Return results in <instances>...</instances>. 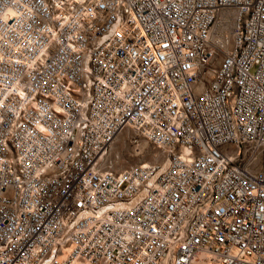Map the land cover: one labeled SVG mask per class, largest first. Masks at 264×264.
Segmentation results:
<instances>
[{
  "label": "built area",
  "instance_id": "2783aa9c",
  "mask_svg": "<svg viewBox=\"0 0 264 264\" xmlns=\"http://www.w3.org/2000/svg\"><path fill=\"white\" fill-rule=\"evenodd\" d=\"M0 264H264V0H0Z\"/></svg>",
  "mask_w": 264,
  "mask_h": 264
},
{
  "label": "rangeland",
  "instance_id": "374dc122",
  "mask_svg": "<svg viewBox=\"0 0 264 264\" xmlns=\"http://www.w3.org/2000/svg\"><path fill=\"white\" fill-rule=\"evenodd\" d=\"M112 149L118 154L120 168L146 163L154 154L149 144L131 129L122 131Z\"/></svg>",
  "mask_w": 264,
  "mask_h": 264
},
{
  "label": "bare ground",
  "instance_id": "6f19581e",
  "mask_svg": "<svg viewBox=\"0 0 264 264\" xmlns=\"http://www.w3.org/2000/svg\"><path fill=\"white\" fill-rule=\"evenodd\" d=\"M224 27H225V20L222 18V19L220 20L219 28H221V29L223 30ZM152 159H153V160H157V159H159V157H158V155H155V156H153Z\"/></svg>",
  "mask_w": 264,
  "mask_h": 264
}]
</instances>
